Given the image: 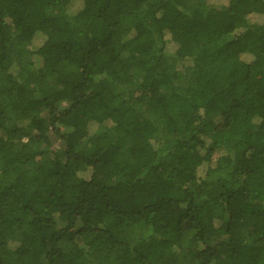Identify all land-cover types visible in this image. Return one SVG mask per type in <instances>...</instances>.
<instances>
[{"label": "trees", "instance_id": "1", "mask_svg": "<svg viewBox=\"0 0 264 264\" xmlns=\"http://www.w3.org/2000/svg\"><path fill=\"white\" fill-rule=\"evenodd\" d=\"M0 264H264V0H0Z\"/></svg>", "mask_w": 264, "mask_h": 264}, {"label": "rangeland", "instance_id": "2", "mask_svg": "<svg viewBox=\"0 0 264 264\" xmlns=\"http://www.w3.org/2000/svg\"><path fill=\"white\" fill-rule=\"evenodd\" d=\"M210 4H217V5H226L228 3V0H209ZM262 19L259 17H254L253 21L255 22H259ZM95 127H93L92 129H94ZM53 144L56 146H60V142L56 139V138H52Z\"/></svg>", "mask_w": 264, "mask_h": 264}]
</instances>
